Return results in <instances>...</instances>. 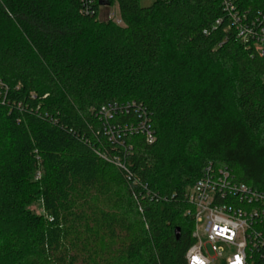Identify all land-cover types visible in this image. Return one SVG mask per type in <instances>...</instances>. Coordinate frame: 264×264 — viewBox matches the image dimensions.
<instances>
[{
  "label": "trees",
  "instance_id": "obj_1",
  "mask_svg": "<svg viewBox=\"0 0 264 264\" xmlns=\"http://www.w3.org/2000/svg\"><path fill=\"white\" fill-rule=\"evenodd\" d=\"M208 167L264 192V58L220 0H0V264H187Z\"/></svg>",
  "mask_w": 264,
  "mask_h": 264
},
{
  "label": "built area",
  "instance_id": "obj_2",
  "mask_svg": "<svg viewBox=\"0 0 264 264\" xmlns=\"http://www.w3.org/2000/svg\"><path fill=\"white\" fill-rule=\"evenodd\" d=\"M220 2L237 38L253 43L264 58V13L242 11L240 0ZM117 24L122 25L120 19ZM188 200L195 243L186 253L187 264H264V192L236 181L228 169L208 167L189 189Z\"/></svg>",
  "mask_w": 264,
  "mask_h": 264
},
{
  "label": "rangeland",
  "instance_id": "obj_3",
  "mask_svg": "<svg viewBox=\"0 0 264 264\" xmlns=\"http://www.w3.org/2000/svg\"><path fill=\"white\" fill-rule=\"evenodd\" d=\"M153 2H154V0H140V4L143 7L150 6V5H152ZM100 18H101V20L113 18V20L117 23V21L120 18L118 7L117 6H113V7L102 6ZM41 176H42V173L38 172L37 175L35 176V178L33 179V181L35 183L38 182L40 180ZM29 209L31 212H33L37 215H42V216L46 217V212L44 210L43 203L39 199H37V200L35 199L34 202L30 205ZM119 262H120V259H119ZM221 264H224V263L221 262Z\"/></svg>",
  "mask_w": 264,
  "mask_h": 264
},
{
  "label": "water",
  "instance_id": "obj_4",
  "mask_svg": "<svg viewBox=\"0 0 264 264\" xmlns=\"http://www.w3.org/2000/svg\"><path fill=\"white\" fill-rule=\"evenodd\" d=\"M102 5H105V4L102 3Z\"/></svg>",
  "mask_w": 264,
  "mask_h": 264
}]
</instances>
